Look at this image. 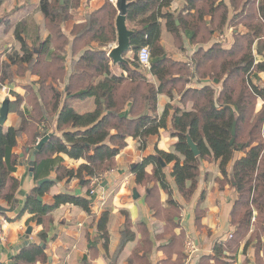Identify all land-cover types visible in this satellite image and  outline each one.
<instances>
[{
  "label": "trees",
  "instance_id": "obj_1",
  "mask_svg": "<svg viewBox=\"0 0 264 264\" xmlns=\"http://www.w3.org/2000/svg\"><path fill=\"white\" fill-rule=\"evenodd\" d=\"M5 1L0 0V7ZM229 2L237 12L232 22L241 24L247 33L238 34L229 50L215 45L203 52L195 62L198 68L204 67V73L223 79L219 93L211 87L186 89V79L189 77L187 66L166 58L160 43L161 21H164L167 32L179 44L182 42L180 30L193 31L195 38L202 32L204 41L209 38L204 21L206 13L212 16V31L221 32L227 15L223 0H186L187 5L196 9V12L185 17L180 15L177 18L179 26L176 25L174 14L169 11L172 0H126L125 22L131 32L129 46L134 58L132 68L126 61L117 64L127 73L126 77L112 73V60L105 51L86 49L92 43H96L100 49L116 42L115 20L118 10L112 0H104L102 7L93 13L84 11L83 16L73 15L82 8V0H63V4L60 0H39L38 11L44 17L48 33L44 41L40 40L37 27L33 39L29 41L31 23L25 20L13 26V37L20 48L19 51L12 50L6 54L4 61H0V86L12 82L16 77H23L27 72L39 76L37 94L26 87L24 98L31 108L30 116L19 112L24 99L11 93L14 99L11 105L20 119L19 128L28 137L26 146L35 149L38 141L52 129L51 122L54 119L55 130L61 133V137L53 135L42 145L35 155L33 167L34 182L47 179L52 173L56 174L55 180L35 187L19 215L27 213L30 216L27 225L34 223L43 226L38 235L41 244L48 238L47 227L52 223L53 211L69 205L89 214L90 203L86 198L68 194L54 196L51 205L38 198H43L56 182L81 179L85 186H89L93 179L103 180L113 170L115 157L125 147L127 138L137 140L139 148L143 149L150 136H157L166 129L173 106L166 105L160 117L151 114L156 111L159 94L166 95L170 100L176 94L183 102L191 100L193 106L192 111H174L173 137L177 138L174 153L156 150L155 155L143 159L132 170L135 182L143 186L154 183L167 193V203L175 208L169 178L183 200L189 201L197 187L201 161L211 159L218 162L223 182L229 184L237 194L230 214V225L234 231L226 242L214 245L213 254L204 264H232L238 248L243 245L245 255L252 242H256L255 258L257 264H261L262 257L264 260V106L259 111H256V106L260 100L264 101V87L253 83L250 77L254 71L264 73V60L255 63L253 53L255 44L257 54L264 53V0ZM196 4L204 7L198 8ZM205 7L207 12L203 9ZM68 22L73 24L66 35L62 26ZM69 37L73 40L71 55L86 50L73 64L69 82L61 90L53 84L46 85L44 79L64 81L66 72L63 65L66 48L70 44ZM36 46L39 48L37 55L33 52ZM144 46L150 50L152 60L149 73L157 85L148 83L137 63V53ZM49 53L50 61H46ZM99 77L103 79L93 81ZM64 95L93 99V111L76 113L63 102ZM234 123L235 134L232 136ZM21 132L14 127L0 126V201L9 207L19 188V181L13 174L18 165L14 149ZM186 136L197 146L198 156L190 151ZM232 139L233 143L230 144ZM236 153H243L244 156L232 164ZM61 154L75 161L83 159L85 163L77 168L64 167L59 156ZM177 155L183 159L180 160ZM158 157L166 164H173L169 176L158 162ZM148 166H153L151 174L147 172ZM148 203L152 209L153 202L149 197ZM170 214L165 213L166 216ZM107 223L108 213L104 212L97 224L104 248H107L108 242ZM174 227L170 219L166 231L172 232ZM179 241L175 237L174 243L165 247L168 259L164 264H181L183 254ZM172 252L177 254V260L168 262ZM137 259L139 264H149L144 256ZM46 260L45 249L40 244L32 243L16 254L13 264H36ZM248 263L246 258L244 264Z\"/></svg>",
  "mask_w": 264,
  "mask_h": 264
},
{
  "label": "crops",
  "instance_id": "obj_2",
  "mask_svg": "<svg viewBox=\"0 0 264 264\" xmlns=\"http://www.w3.org/2000/svg\"><path fill=\"white\" fill-rule=\"evenodd\" d=\"M85 1L82 0V7L85 9L83 11L88 13L98 10L104 3V0H90L88 6ZM229 1L223 0L227 15L225 26L221 32L212 31L210 25L212 16L206 13L204 21L205 28H208L209 38L205 41V35L202 32L195 38L196 34L193 31L180 30L182 42L179 44L167 32L164 21H161L160 44L165 57L174 62L185 64L188 68L189 77L186 79V89L199 90L203 87H211L217 93L222 89L223 79L219 80L211 74L204 73V67L198 68L195 62L199 56H202L203 52H207L215 45L223 50H229L238 34L247 33V29L241 24L232 22L237 12L234 11ZM17 2L18 0H6L0 7V60L3 61L6 54L12 50L19 51V44L13 37V26L18 22L25 20L31 23V30L28 33L29 41L33 39L36 27L39 29L38 36L41 41H44L48 35L44 17L38 11L39 0ZM112 2L115 3V0ZM196 6L199 8L203 5L196 4ZM203 9L207 12L206 7ZM169 11L174 14L176 25L179 26L177 18L180 15L185 17L188 14H194L196 9L189 7L186 0H172ZM20 14L23 15L17 20L16 17ZM71 24L73 23L68 22L62 26L64 34H69ZM69 39L70 44L66 48V58L63 65L66 72L64 81L61 82L60 79L52 81L51 78L44 79L46 85L53 84L61 90H63L64 84H68L73 64L79 60L84 50L92 47V50L105 51L108 56L110 50L116 47V42L100 49L96 43H92L91 46L78 54L71 55L73 40L70 37ZM255 45L253 46L254 61L261 63L264 60V53L257 54ZM33 52L37 55L39 48L36 46ZM133 58L134 52L131 49L125 52L122 57L123 61L128 62L130 68H132ZM46 61H50V53L47 55ZM110 69L116 76H127V73L122 71L117 64H113L112 61L110 62ZM140 71L142 75L145 74L148 83L157 85L155 78L150 73L146 74L144 71ZM250 78L256 85L264 87L263 72L254 71ZM101 79L103 77L95 78L93 81L98 82ZM38 81L39 76L27 72L23 77H16L12 82L3 85L5 88L8 86L9 94L13 92L24 99L19 106V112L26 117L30 116L31 113V108L24 98L27 94L26 87H30L37 94ZM8 100L9 113L4 127H14L21 132L19 128L20 119L15 111L13 113L11 105L14 99L8 98ZM156 101V111L151 116L160 117L166 105L173 106V110L170 111L167 119L166 129L161 130L157 136H150L147 139L146 147L143 149L139 148L137 140L131 137L127 138L125 147L115 157L113 170L103 177L100 189L94 196L89 197L88 195L91 182L89 186H85L83 180L71 179L70 181L56 182L49 189V192L41 198L42 202L48 205H51L53 197L59 194L86 198L90 203V213L69 205L61 206L53 211L52 223L47 227L48 238L45 243H42L46 245L47 260L36 264H139L137 258L143 256L146 257L149 264H164L163 262L168 259L164 249L174 243L175 237H178V241L180 240V250L183 254L181 264H204V261L213 254L214 245L228 240V236L234 231V227L230 225V214L237 200V194L229 184L223 182L218 169V162L211 159L201 161L197 187L189 201L183 200L172 179L169 178L175 208L167 203V193L159 189L154 183L151 182L147 186L136 184L132 170L143 159L155 155L156 150L174 153L173 147L177 142V138L173 137L172 117L174 111L178 109L192 111V101L183 102L181 97L176 94L172 100L164 94H159ZM63 102L78 114L88 113L94 109L93 99L90 98L77 99L74 95L70 97L64 95ZM262 106H264V101L260 100L256 111H259ZM54 120L51 122L52 129L48 131V135L61 137V133L55 130ZM262 135L264 138V131ZM27 141V135L21 132L14 149V153L18 156V165L13 177L19 181V188L11 205L14 206V212L10 214L0 213V264H13L14 257L21 250L20 246L26 240L28 227L32 228L30 235L32 242L41 245L38 235L43 230V226H37L34 223L27 225L30 218L27 213L19 216L30 192L37 187V183L33 179L34 149L31 150L26 146ZM59 156L63 160L62 166L67 168H77L85 163L83 159L75 161L62 154ZM177 156L180 160L183 159L180 155ZM243 156V153H236L232 164ZM164 164V167L162 166L164 172L169 176L173 164ZM152 171L153 166H148V174H151ZM55 176L56 174L52 173L47 179L54 181ZM134 191L136 196L133 194ZM148 197L153 202L152 209L149 206ZM0 206L9 208L2 201H0ZM104 212L108 213L107 248L103 247V241L97 231L99 218ZM165 213L171 214L166 216ZM170 219H172L175 227L172 232H167L166 227ZM188 238L195 245V251L190 257L187 255L185 247ZM262 242H264V238H262ZM255 244L256 242L251 243L245 255L243 254V245H241L234 254L232 264H244L246 258L249 260L248 264H257L254 252ZM176 260L177 254L172 252L168 262ZM261 260V264H264L263 257ZM208 263L212 264L213 262Z\"/></svg>",
  "mask_w": 264,
  "mask_h": 264
},
{
  "label": "water",
  "instance_id": "obj_3",
  "mask_svg": "<svg viewBox=\"0 0 264 264\" xmlns=\"http://www.w3.org/2000/svg\"><path fill=\"white\" fill-rule=\"evenodd\" d=\"M60 3L63 4V0H60ZM115 6L116 9L118 10V16L116 17L115 20V28H116V33H117V39H116V47L110 50L108 57L112 60L113 64H119L123 62L122 56L125 52L130 50L129 46V37L131 35V32L128 31L126 27V19H125V14H126V9H127V4L126 0H115ZM9 113V101L4 100L1 107H0V126H4L7 117ZM235 134V123L233 124L232 130H231V135L234 136ZM52 136V134H49L42 138L37 145L35 146L33 156L36 155V153L39 151V149L42 147V145ZM186 143L190 149V151L194 154V156L199 155V151L197 149V146L192 142L189 136H186ZM233 143V139L230 141V144ZM158 162L160 163L161 166L164 167V163L160 157L157 158ZM50 180L48 179H43L37 182V186H41L42 184L48 182ZM82 183V182H81ZM134 196H136V192H133ZM39 201H42L41 198H38ZM14 212V206H11L9 208H4L0 206V213L1 214H10ZM32 233V228L28 227L26 230V240L23 242L22 246H20V249L32 244V240L30 239V235ZM41 247L43 249H46L45 244H41Z\"/></svg>",
  "mask_w": 264,
  "mask_h": 264
},
{
  "label": "built area",
  "instance_id": "obj_4",
  "mask_svg": "<svg viewBox=\"0 0 264 264\" xmlns=\"http://www.w3.org/2000/svg\"><path fill=\"white\" fill-rule=\"evenodd\" d=\"M151 60L152 59L149 48L146 46L140 48L137 53V63L139 64L141 70L144 71L146 74H148L150 71ZM2 88L3 90L5 89V87ZM101 183H102L101 178L93 179L91 181L90 190L88 193L89 197L95 195V193L100 189ZM0 233H1V226H0ZM228 238H231V235H229ZM185 247H186L187 255L190 257L192 252L195 251V245L190 238L186 240Z\"/></svg>",
  "mask_w": 264,
  "mask_h": 264
},
{
  "label": "rangeland",
  "instance_id": "obj_5",
  "mask_svg": "<svg viewBox=\"0 0 264 264\" xmlns=\"http://www.w3.org/2000/svg\"><path fill=\"white\" fill-rule=\"evenodd\" d=\"M21 1L22 0H18V2L17 3H21ZM89 3L90 2H87V1H85V4H87L88 6H89ZM83 10H85V9H83V7L79 10V11H77V12H74L73 13V15L75 16H83L84 15V11ZM23 14H20V15H17V20H18V18H20L21 16H22ZM256 46V45H255ZM91 49H92V47H91ZM1 61V60H0ZM3 86H0V106L2 105V103H3V101L4 100H8V98H12L11 97V93L9 94V88H8V86H6V88L3 90V88H2ZM4 96H6V97H4ZM3 98H6V99H3ZM3 99V100H2ZM9 101V100H8ZM27 103H28V101H27ZM12 108H13V113H14V111H15V107H13V105H12ZM256 109H257V106H256ZM263 131H264V128H263Z\"/></svg>",
  "mask_w": 264,
  "mask_h": 264
}]
</instances>
